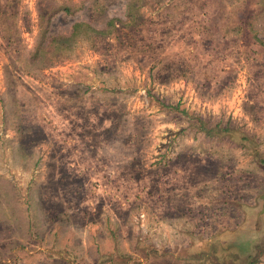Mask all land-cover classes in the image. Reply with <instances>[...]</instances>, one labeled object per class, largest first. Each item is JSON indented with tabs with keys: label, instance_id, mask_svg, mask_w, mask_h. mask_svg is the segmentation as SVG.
Returning <instances> with one entry per match:
<instances>
[{
	"label": "rangeland",
	"instance_id": "374dc122",
	"mask_svg": "<svg viewBox=\"0 0 264 264\" xmlns=\"http://www.w3.org/2000/svg\"><path fill=\"white\" fill-rule=\"evenodd\" d=\"M249 23L264 0H0V264H211L254 218L263 245Z\"/></svg>",
	"mask_w": 264,
	"mask_h": 264
},
{
	"label": "trees",
	"instance_id": "16d2710c",
	"mask_svg": "<svg viewBox=\"0 0 264 264\" xmlns=\"http://www.w3.org/2000/svg\"><path fill=\"white\" fill-rule=\"evenodd\" d=\"M80 5H78L77 7H74V3L72 2H66V3H61V4H56V5H52L50 2H46V7H49L46 15L49 17L51 15H53L54 13L61 11L64 12L66 14H72L77 8H79ZM83 23L81 22H75L73 24V32H75L77 30V28ZM251 23L247 24V29L252 30L253 31V37L255 40H258L259 42H262L261 44L264 45V39L262 37H259L257 34V31L255 29H253L250 26ZM242 25L240 24L239 27H237V30H241ZM167 107H169L170 109L182 114V115H187V112L184 109H181L179 104H174V105H167ZM197 126L199 128L200 131H203L204 133H206V135H211V129L209 127L206 126V123L201 122L200 119L197 120ZM221 126V125H220ZM229 124L228 122L225 123L222 131H225L228 128ZM212 128H219V125H215ZM263 164V163H262ZM250 212V211H249ZM252 213V212H251ZM250 214V213H249ZM256 221L257 218H254L253 224L251 226V228H240L243 225H247L248 222L245 221V223H242L241 225H239V229L235 230L233 232L228 233V235H226V239L231 237V235H235L234 236V241L230 242L231 245L229 246H222V247H218L216 250L214 249H210L209 250V255L206 257L207 260L211 261V264H218L215 260H217V254L220 255L222 253L225 254L224 258H223V262L221 264H237L236 260L234 258V255L238 252L243 251V253L245 254V264H255L257 262V258L259 257V255L261 254V252L264 250V244L261 245L260 243H254L255 248L253 247L252 243L255 240L251 236V233H248L249 230L253 229L254 232L257 231V225H256ZM252 221L250 220V224L251 225ZM243 229V230H242ZM242 232H245L246 237L248 238L249 241V248H245L242 249V247H240L241 245L239 243H235V240L240 236V234H242ZM256 249L255 252H253V249ZM258 255V256H257Z\"/></svg>",
	"mask_w": 264,
	"mask_h": 264
}]
</instances>
